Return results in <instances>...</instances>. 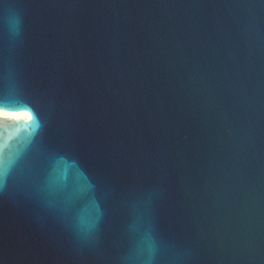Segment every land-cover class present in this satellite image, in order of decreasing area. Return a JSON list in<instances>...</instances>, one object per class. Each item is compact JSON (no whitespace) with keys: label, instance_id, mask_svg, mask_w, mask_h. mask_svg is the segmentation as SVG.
Masks as SVG:
<instances>
[{"label":"water","instance_id":"1","mask_svg":"<svg viewBox=\"0 0 264 264\" xmlns=\"http://www.w3.org/2000/svg\"><path fill=\"white\" fill-rule=\"evenodd\" d=\"M0 264H264V0H0Z\"/></svg>","mask_w":264,"mask_h":264},{"label":"bare ground","instance_id":"2","mask_svg":"<svg viewBox=\"0 0 264 264\" xmlns=\"http://www.w3.org/2000/svg\"><path fill=\"white\" fill-rule=\"evenodd\" d=\"M0 113H3L5 115L9 116L12 119H17V118H20V117H23L26 115L24 113H5V112H0Z\"/></svg>","mask_w":264,"mask_h":264}]
</instances>
